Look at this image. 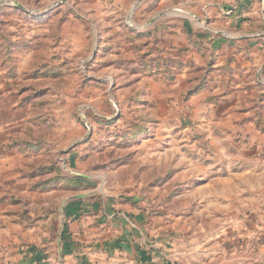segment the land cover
I'll return each mask as SVG.
<instances>
[{
    "label": "rangeland",
    "instance_id": "374dc122",
    "mask_svg": "<svg viewBox=\"0 0 264 264\" xmlns=\"http://www.w3.org/2000/svg\"><path fill=\"white\" fill-rule=\"evenodd\" d=\"M238 4L0 0V264H39V256L25 257L20 225L81 192L76 176L72 185L57 181L58 164L65 166L60 173L86 174L92 198L116 203L117 210H105V220L122 218L139 239L136 259L116 244L120 259L105 264H261V225L247 221L261 215V207H251L261 193L235 192L232 214L204 203L203 192H194L199 177L193 172L209 163L196 152L204 147L208 153L204 136L185 130L177 110L153 107L151 116L128 97L138 64L150 75H164L160 63L168 57L161 39L168 35L157 27L170 15L184 11L195 22L188 13L199 15L212 30L203 34L214 35L237 27L222 17ZM247 18L245 26L264 31L262 19ZM124 201L131 206L128 222L119 214Z\"/></svg>",
    "mask_w": 264,
    "mask_h": 264
},
{
    "label": "crops",
    "instance_id": "0c3cea01",
    "mask_svg": "<svg viewBox=\"0 0 264 264\" xmlns=\"http://www.w3.org/2000/svg\"><path fill=\"white\" fill-rule=\"evenodd\" d=\"M258 2L240 0L242 4H238L240 7L232 15L222 17L237 27L221 33L215 31L214 35L203 34L202 31L212 30L200 23L199 15L188 13L197 22L188 18L184 11L170 15L161 27H157L162 36L168 35L167 39H161L164 55L168 57L160 63L164 75H150L146 64H138L137 69L131 70L130 79L136 85L129 86L128 97L129 104L151 116L153 107L168 114L177 110L182 115L185 130L193 129L204 136L208 153L203 151L204 147L196 152L204 155L209 163L193 171L194 176L199 177L194 192H203L204 203L224 207L232 214L235 192L249 196L261 193V198L253 199L255 202L251 204V207H261V215L256 219L247 218V221L249 225H261V251L258 249V253L264 264V31H252L250 26H245L250 23L245 19L253 15L264 21V12L258 8ZM152 59L155 62L157 58ZM43 163L39 164L44 167ZM63 167L62 164L55 166L54 177L61 185H68V182L72 185L76 176L83 184L81 192L56 201L53 212L40 214V218L20 225L18 235L28 245L25 257L37 255L39 264H105L106 259L116 260L122 255V251L113 247L122 245V250L133 259L136 256L133 248L139 239L129 224L120 217L105 220V210H117L116 203L92 198L84 186L88 176L83 172L60 173ZM128 202L121 203L119 213L127 222L132 217ZM247 207L251 208L249 203ZM145 215L147 218V212ZM141 219L139 217L138 221ZM144 237L145 241H152L150 236Z\"/></svg>",
    "mask_w": 264,
    "mask_h": 264
}]
</instances>
